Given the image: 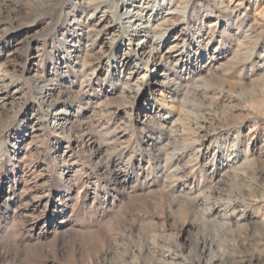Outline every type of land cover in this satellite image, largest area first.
<instances>
[{"label": "rangeland", "instance_id": "374dc122", "mask_svg": "<svg viewBox=\"0 0 264 264\" xmlns=\"http://www.w3.org/2000/svg\"><path fill=\"white\" fill-rule=\"evenodd\" d=\"M0 264H264V0H0Z\"/></svg>", "mask_w": 264, "mask_h": 264}, {"label": "bare ground", "instance_id": "6f19581e", "mask_svg": "<svg viewBox=\"0 0 264 264\" xmlns=\"http://www.w3.org/2000/svg\"><path fill=\"white\" fill-rule=\"evenodd\" d=\"M119 7L121 6L120 4L118 5ZM123 10H124V12L123 13H121L120 14V20H121V25L122 26H120V27H122L123 28V30L125 31V37L127 38V39H129V50L130 51H128L129 53V56H137V50L136 49H134V46H133V42H136V41H139V39H137L136 37H138V35L137 34H139L140 33V31H138L137 29L138 28H140V27H142L143 26V24L144 23H138V16H136V14L137 13H139V11H137L136 12V14L134 15V9H131V8H128V7H125V8H123ZM141 18V17H140ZM140 21H142L141 19H139ZM146 26H148V25H144V27H146ZM130 28H133L131 31L129 30ZM142 29H143V27H142ZM139 32V33H138ZM140 54V53H139ZM142 55V54H141ZM140 55V56H141ZM155 55V54H154ZM143 58H144V56H143ZM152 59V58H151ZM155 59V58H154ZM154 61V60H153ZM149 62V61H148ZM43 96V95H42ZM49 97V96H48ZM45 98V97H44ZM52 110L50 109V111L48 112L49 114H48V116H49V119H48V117L45 119H40L39 121L41 122V123H44V124H49V122L50 121H52V125H53V127H55L56 128V126L58 127V126H60V124H57L58 123V121H54V118H51V116H52V112H51ZM58 116V115H57ZM57 119H59V118H57ZM61 123V122H60ZM22 124H19L18 125V131L20 132V131H22ZM117 177L118 178H120L121 177V175H119V173H117ZM128 177H130L129 175L126 177V178H128ZM129 179V178H128ZM173 258V257H172Z\"/></svg>", "mask_w": 264, "mask_h": 264}]
</instances>
